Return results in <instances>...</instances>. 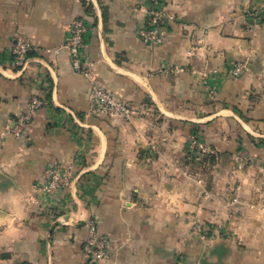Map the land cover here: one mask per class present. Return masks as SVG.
<instances>
[{
    "label": "crops",
    "instance_id": "crops-1",
    "mask_svg": "<svg viewBox=\"0 0 264 264\" xmlns=\"http://www.w3.org/2000/svg\"><path fill=\"white\" fill-rule=\"evenodd\" d=\"M158 1L173 21L147 47L150 0H0V264H264V0ZM78 17L93 79L132 119L88 112L90 77L59 48ZM31 95L46 103L14 136ZM194 135L214 153L190 154ZM57 165L70 182L47 194ZM90 219L102 261L83 254Z\"/></svg>",
    "mask_w": 264,
    "mask_h": 264
},
{
    "label": "built area",
    "instance_id": "built-area-1",
    "mask_svg": "<svg viewBox=\"0 0 264 264\" xmlns=\"http://www.w3.org/2000/svg\"><path fill=\"white\" fill-rule=\"evenodd\" d=\"M159 2L158 0H150L145 21L135 31L138 39L147 47L160 45L169 24L173 21V15ZM251 14L256 20H264V4L252 11ZM87 32L88 25L84 18L73 19L67 27L66 35L59 48L67 50L70 65L75 71L90 77L88 112L103 114L108 117H119L124 120L132 119V108L124 101L117 99L110 90L93 79L91 63L87 60L85 50ZM31 50L29 43L16 40L10 48L12 63L18 67H24ZM54 52L57 53L58 49H55ZM247 70L248 63L246 59L234 62L229 67V73L233 76H239ZM45 103L46 101L42 97L31 95L23 109L15 115L9 132L14 136L23 135L32 120L34 112ZM187 147L190 154L214 153V149L205 145L195 135L189 140ZM236 156L237 158H245L242 152H238ZM44 176L46 182L41 189L47 194L65 187L71 178L70 173L62 171L59 165L47 167ZM194 230L202 236H208L209 233L207 228L201 225H195ZM107 246V239L97 235L96 221L90 219L87 223L86 236L82 244L85 259L90 262L104 260L107 254ZM175 264H186V262L183 258L177 257Z\"/></svg>",
    "mask_w": 264,
    "mask_h": 264
}]
</instances>
